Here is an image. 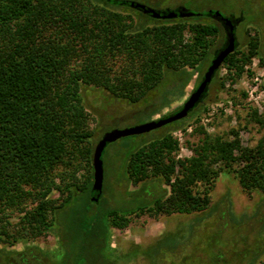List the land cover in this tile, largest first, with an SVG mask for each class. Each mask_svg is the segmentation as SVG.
Segmentation results:
<instances>
[{"label":"trees","instance_id":"1","mask_svg":"<svg viewBox=\"0 0 264 264\" xmlns=\"http://www.w3.org/2000/svg\"><path fill=\"white\" fill-rule=\"evenodd\" d=\"M100 2L0 0V243L16 241L23 233L47 231L53 216L63 220L72 212L74 192L61 182L75 163H90L94 148L82 84L136 103L159 84L165 70L199 69L202 75L201 62L219 48L212 50L210 39L223 28L197 21L204 16L157 20L134 10L140 19L151 21L143 25L153 26L133 29L135 20L129 13L107 6L122 5ZM223 36L222 31L220 45ZM247 46L245 52L236 48L220 68L225 65L239 77L246 62L258 54L256 42L248 41ZM197 107L168 125L180 124ZM202 135L188 159H175L178 144L170 134L144 142L129 154L125 175L130 184L161 178L168 186L156 197L145 191L150 199L139 200L134 193L131 199L138 200L137 212L202 211L210 203L214 179L233 164L239 166L235 172L243 192H264V137L251 149L239 147L230 133ZM234 149L238 155H233ZM91 183L92 176L87 186L76 191L92 194ZM52 191L59 192L58 198H50ZM130 211L110 210L107 226H126ZM14 212L20 215V229L10 233L7 219ZM7 256V264L45 262L36 247L14 259Z\"/></svg>","mask_w":264,"mask_h":264},{"label":"rangeland","instance_id":"2","mask_svg":"<svg viewBox=\"0 0 264 264\" xmlns=\"http://www.w3.org/2000/svg\"><path fill=\"white\" fill-rule=\"evenodd\" d=\"M91 1L102 4L100 0ZM106 1L114 5L133 1L155 10L183 8L203 15L215 11L233 16L238 19L237 49L245 52L247 42L253 41L258 54L246 62L239 77L235 78L232 71L222 66L201 106L180 124L107 144L101 157L103 181L97 203L92 202L91 192L76 191L78 186L89 184L93 173L91 161L89 164L84 160L74 162L71 174L61 182L71 194L74 192L69 204L72 212L63 220L60 215L51 214L55 221L47 231L35 235L23 233L16 241L9 239L10 242L0 243V264L9 263L7 254L14 259L17 253L31 247L40 249L45 261L40 264H260L264 260V192H243L235 172L238 165L223 167L214 179L206 209L156 215L137 212L138 200L132 201L131 197L137 193L139 200L150 199L145 191L156 197L163 189L168 190V186L161 178H148L132 185L126 179L125 168L127 157L136 147L165 134L177 141L176 160L193 155L194 145L203 132L230 133V139L237 140L239 147L251 149L264 137V0ZM107 6L129 13L135 20L133 29L153 26L143 25L144 19L126 6ZM197 21L220 25L207 17ZM222 31L210 39L212 50L219 47ZM210 61L201 62L202 75L199 69L165 70L159 84L136 103L116 98L102 88L82 84V103L89 113L88 127L93 133L94 146L105 132L130 128L176 111L195 89ZM238 152L234 149L233 155ZM63 173H68V169ZM65 195L66 192L62 197ZM58 196V191H52L50 198ZM124 208L131 210L128 224L122 228L110 223L107 226L108 212ZM19 218L17 212L8 215L10 233L20 229Z\"/></svg>","mask_w":264,"mask_h":264},{"label":"water","instance_id":"3","mask_svg":"<svg viewBox=\"0 0 264 264\" xmlns=\"http://www.w3.org/2000/svg\"><path fill=\"white\" fill-rule=\"evenodd\" d=\"M122 5L157 20H172L178 18H191L196 16L211 18L222 26L225 31L226 37L223 45L213 52V57L202 78L200 79L197 87L191 92L180 109L159 119L151 120L140 125L125 129H113L103 133V135L97 141L93 148L91 160L93 170L91 195L92 200L96 203L98 202L102 191L103 164L101 157L106 145L116 141L117 139L147 133L185 118L207 95L208 86L215 73L220 68L225 58L229 54L233 53L237 48V41L234 30L237 26L238 20L234 23L231 17L224 16L219 12L210 11L203 15L201 13L184 10L183 8H179L177 10H155L133 1H126L122 3Z\"/></svg>","mask_w":264,"mask_h":264},{"label":"flooded vegetation","instance_id":"4","mask_svg":"<svg viewBox=\"0 0 264 264\" xmlns=\"http://www.w3.org/2000/svg\"><path fill=\"white\" fill-rule=\"evenodd\" d=\"M230 17H231V16H230ZM231 18H232V20L234 21V23L238 20L237 18H235V17H233V16H232ZM234 31H235V30H234ZM223 33H224V36H223V40H224V41H222V43L225 42V37H226V36H225V31H224V29H223ZM222 43H221V45L219 46V48L222 46ZM212 57H213V54H212ZM211 59H212V58H211ZM201 78H202V77H201ZM199 81H200V80H199ZM198 83H199V82H198ZM197 85H198V84H197ZM196 87H197V86H196ZM196 87H195V88H196ZM190 94H191V93H190ZM205 97H206V96H205ZM205 97H204V98H205ZM187 98H188V97H187ZM185 101H186V99H185ZM185 101H184V102H185ZM203 101H204V99H203L201 102H203ZM184 102L182 103V105L184 104ZM201 102H200L199 104H201ZM199 104H198V105H199ZM182 105H181L178 109H180V108L182 107ZM198 105H197V106H198ZM197 106H196V107H197ZM178 109H177V110H178Z\"/></svg>","mask_w":264,"mask_h":264}]
</instances>
